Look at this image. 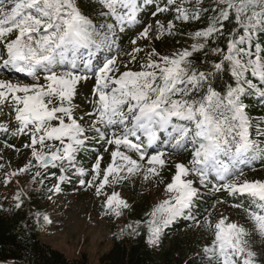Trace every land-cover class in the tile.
<instances>
[{"label": "snow or ice", "instance_id": "6c2138e0", "mask_svg": "<svg viewBox=\"0 0 264 264\" xmlns=\"http://www.w3.org/2000/svg\"><path fill=\"white\" fill-rule=\"evenodd\" d=\"M98 2L107 9L105 15L112 16L123 31L124 26L140 23L138 13L142 11L143 4H150L152 0H143V4L137 0ZM175 2L167 0L168 4ZM218 3L224 7L219 11L217 23L221 19L228 20L230 11H235L239 20L253 5H258L259 10L251 11L249 19L256 21L260 18L259 22L264 23V0H218ZM166 11L169 9L157 8V12ZM176 18L188 20L198 16L181 6L177 8ZM173 27L171 22L167 24V29ZM108 28L112 29V25ZM157 28L163 30L164 26L157 22ZM151 30V25L145 27L139 38L148 39ZM216 31L218 29L213 24L205 31H197L194 38L207 40ZM13 34L15 38L9 40ZM95 35L91 20L79 11L76 0H0V46L3 51L0 61L4 68L34 81L30 85L0 81V105H11L18 124L17 131L29 135L30 143L26 147L32 149L37 169L59 168L61 173L75 169L77 154L88 139L86 132L94 131L99 139L116 149L111 152L112 161L103 169V178L96 186L99 195L106 186L119 184L141 171L142 165L126 152L138 154L140 161L147 160L148 167L143 168L145 180L159 176L166 163L163 159L166 153L160 151L146 157L144 152L157 142V132H167L173 149L191 142L194 150L190 167L176 165V174L165 188L170 198L163 200L150 213L153 239L149 242L155 244L162 226L180 216L197 196L193 182L185 178L196 175L201 184H206L210 174L223 182L215 190L222 188L230 194L251 198L254 208L245 211L254 230L264 237V181L229 182V178L238 171L237 165L255 158L250 153L258 147L250 138L249 121L239 102L244 89L231 90L227 103L211 87L200 100L191 99L193 91L206 80L205 73L197 75L190 72L189 57L204 47L202 43L193 44L191 51L184 50L173 57H159V62L153 59L157 56L153 51L140 71L120 72L116 58L106 59L102 65L93 68L91 47L95 46ZM132 43L135 44L136 40ZM229 47L232 55L224 59L231 61L239 70L236 72L238 76L242 75L245 66L240 59H234L240 51L235 44ZM81 49H89L86 60L82 56L78 58ZM141 51L134 49L129 54V62H134L136 53ZM80 61L91 76L75 74L73 70L79 69ZM248 64L254 69L258 67L261 64L259 53ZM60 66L69 70L58 72L56 69ZM215 68L220 70L221 64H216ZM39 73H44V83L39 82ZM254 74L264 79V71ZM93 77L94 111L88 115L94 120L91 128L85 129L72 115L71 105L80 82ZM174 120L189 122L192 126L174 123ZM53 122H56L55 126ZM114 128L122 131L116 132ZM0 132H8V128L0 124ZM260 134L264 135V132ZM142 137L146 143L142 142ZM57 141L60 146L53 151L54 145L49 142ZM45 149L50 154L46 155ZM101 159L97 157L92 165L89 186L100 177ZM27 171L26 168L21 169V172ZM77 171L84 175L82 169ZM40 175L37 170L34 179ZM58 179L62 182L66 176L62 174ZM51 191H59V184ZM105 207L119 216L128 205L118 193L113 192L105 201ZM208 227L214 229V239L211 248L205 251L211 253L215 264H256V255L247 240L250 233L246 229L227 223L226 218Z\"/></svg>", "mask_w": 264, "mask_h": 264}, {"label": "rangeland", "instance_id": "374dc122", "mask_svg": "<svg viewBox=\"0 0 264 264\" xmlns=\"http://www.w3.org/2000/svg\"><path fill=\"white\" fill-rule=\"evenodd\" d=\"M195 4L197 0H194ZM77 3V0H76ZM175 2L174 4H177ZM190 0H182L179 3V7L188 8ZM7 10V9H6ZM188 10V9H187ZM156 13L153 15V13ZM170 13L157 12V8L153 7L149 10L148 15L145 17V21L139 18L140 23L135 25V29L130 32L125 41L117 40L115 37H108V41L105 43H99L93 47L98 56H95L96 63H92V67H98L106 59L116 58L117 66L120 72L123 71H140L141 65L146 63L149 54L153 51L157 53L154 60L159 62V57H173L178 51L174 45L169 48L168 40L170 39L172 32L175 29V22L168 18ZM244 24L246 26H257L252 20L248 19V16L243 17ZM157 22L164 26L163 30L157 28ZM171 22L173 29H167V24ZM151 25L152 30L149 33L148 39H140L139 34L145 27ZM159 36V39L156 37ZM193 37V35H190ZM15 35L8 37L9 40L14 39ZM192 38H187V45H181V50H188L190 47V41ZM136 40L133 44L132 41ZM95 44H97L95 42ZM142 49L141 52L136 53V60L132 63L131 56L129 55L134 49ZM246 58L249 61L256 59V56L249 55L244 50ZM3 55L2 47H0V56ZM85 60L88 58L86 55H80ZM78 57V58H79ZM5 58V57H4ZM92 62V60H91ZM127 65V68H125ZM262 63L256 67L257 73L261 70L264 71ZM262 68V69H261ZM58 72L69 70L68 67L60 66L56 69ZM75 74L91 76L85 67L83 61L79 62V69L73 70ZM44 73L38 74V80L40 83H44ZM118 75V74H117ZM259 77L260 75L257 74ZM264 80V79H263ZM0 81L10 82L12 84L30 85L34 81L31 77H27L24 74L16 73L10 69H6L0 63ZM94 77L81 81L77 86L76 95L73 97L72 115L78 122L82 124L85 129H90L94 120L93 116L88 114L93 112V100L92 89L94 87ZM81 118H83L81 120ZM0 124L8 128V132H0V180L2 185L7 186V192L11 198L15 200L20 198L23 203H27L28 208L36 216L39 225V239L49 245L51 248L62 252L67 258L74 259L81 255H85L87 259L93 263L98 264L99 257L107 252L111 246V238L117 232H122L125 226L132 219H136L135 222L146 223L149 228L148 247L155 253L159 254L167 248L168 244H162V233L166 230L168 224L172 223L173 219L167 225H163L157 241L155 244L149 241L152 237V213L153 209L160 204L163 200L169 199L170 195L165 191L166 186L172 182L173 176L176 174V165L183 164L188 166L184 161H181L178 157L165 155V166L160 171L159 176L150 177L148 180L143 178V168L148 167L147 160H139L138 154L134 152H126L132 159L137 160L142 165V169L135 175H132L123 182L115 185L106 186L103 189L102 194L96 193V186L99 184V180L103 178V169L111 163V152L115 149V146L108 145L104 140L99 139L94 131H91L94 136L92 142H103L105 147L102 148L97 157H102L100 161L101 174L100 177L89 186V181L92 180L91 169H87L76 160L75 169L61 173L59 168H54L50 175H46L43 172V168L37 166L32 157V149L26 147L29 145V135L19 133L17 131L18 124L15 120V113L12 110L11 105H0ZM55 126V124H54ZM118 132V131H117ZM121 132V131H119ZM157 136H160V132H157ZM17 139L20 141L21 148L17 151L13 148L5 139ZM24 140V141H23ZM142 142L146 143V139L142 137ZM158 142V140H157ZM156 142V143H157ZM156 143L152 146L154 147ZM87 145V144H86ZM107 149V151H105ZM40 150L39 148L37 149ZM53 151L55 149H52ZM90 152L89 150H84ZM121 151H124L121 149ZM150 148H146L145 156H150ZM45 154H50L47 149L44 150ZM187 162V161H186ZM227 162V161H226ZM96 163V162H95ZM94 163V164H95ZM28 169L27 172H21V169ZM172 168V169H171ZM78 169H82L84 175L78 174ZM39 170L41 175L38 179H34V173ZM13 173H19L18 175H12ZM65 175L64 181H59L60 175ZM241 176L234 181L243 183L244 181H264V177H245ZM185 179L191 180V177ZM42 181V182H40ZM81 181L84 183L82 184ZM57 184H59V191H51ZM118 193L119 197L123 199L128 207L122 210L121 215L117 216L114 212H110L105 207V201L112 193ZM150 199L149 203V215L148 210L139 212L137 216L134 207L132 206L134 201L143 202L145 197ZM141 205L138 204V207ZM219 211L215 214L214 225L221 219L226 218L227 223H235L246 229L250 235L247 237L251 250L256 255V264H264V237L260 236L255 230L252 222L246 214L245 210H229L225 206L216 207ZM231 211H236L234 214ZM47 217V220L44 219ZM179 217V216H178ZM177 218V217H176ZM207 227L202 224H197L190 231L184 233L187 240L194 244L196 250L206 252L209 249L212 241L210 237L211 232L207 230Z\"/></svg>", "mask_w": 264, "mask_h": 264}, {"label": "trees", "instance_id": "16d2710c", "mask_svg": "<svg viewBox=\"0 0 264 264\" xmlns=\"http://www.w3.org/2000/svg\"><path fill=\"white\" fill-rule=\"evenodd\" d=\"M180 1L178 0L179 3ZM76 5L82 14L96 25L103 22V26H106L108 22H112L117 27L119 26L112 16L105 15L107 9L98 0H77ZM178 7L179 4L172 6L168 11L170 13L168 18L175 22V29L168 40L169 48L174 45L178 53L183 52L184 50L180 47L187 45V38H192L189 51L193 44H204L202 49L189 57L190 72L197 75L202 72L206 75V80L202 81L199 88L193 91L191 99L200 100L211 87L224 103H227L228 93L231 90L241 87L244 89L240 94L239 102L244 107L245 116L249 121L250 138L258 147L255 148L254 153H250V155L254 154V159L249 160L247 165L237 166L244 174L248 173L249 178L264 177V135L260 134L264 132V85L255 74H252L251 66L242 53L243 48L249 45L250 53L252 55L259 53L264 62V23L259 22L260 18H257L253 21L257 26L252 29L250 26H245L243 21L244 16H248L249 19L251 11L259 10L258 5H253V8L244 13L239 20L236 18L237 13L230 11L229 19H221L219 23H217L219 11L224 6L219 4L218 0H197L196 4L194 0H190L187 9L189 13L198 18L188 20L176 18ZM213 24L216 25L218 31L207 40L194 38L197 31H205ZM191 34L193 37L190 36ZM232 44H235L236 49L240 51V55L234 59H240L241 64L248 67V70H243L242 75L239 76L236 74L239 70L235 69L234 64L224 59L225 56L232 55L229 47ZM216 64H221L220 70L215 68ZM173 122L192 126L189 122L176 120ZM9 141L13 146H18L14 140ZM161 150L183 161L192 158L194 145L186 142L183 147L173 149L167 141ZM82 153L81 151L80 158L83 164L90 167L95 156L88 154L86 157ZM6 188L8 187L2 185L0 180V264H93L85 255L69 259L62 252L43 243L39 239L40 230L36 216L30 211L26 202L23 203L20 198L13 200ZM145 199L141 203L134 201L132 204L134 211L138 212L137 216L144 210H148V215L150 213V199L148 196ZM18 204L19 207H17ZM138 204L141 206L138 207ZM233 205H241V207ZM217 206H225L229 210L254 208L251 199L230 194L222 188L220 191H215L207 182L204 191L197 193L189 207L187 216L190 219L184 221L178 219L172 228L170 227V231H165L162 243H167L168 246L164 251L155 254L148 247V225L145 222L137 224L136 219H132L122 232H117L112 236L111 246L99 257L98 264H215V260L211 259V253L196 250L194 244L187 240L184 233L194 228L198 222L205 225L209 232L208 225H213L215 214L219 211ZM231 212L236 214V211Z\"/></svg>", "mask_w": 264, "mask_h": 264}]
</instances>
